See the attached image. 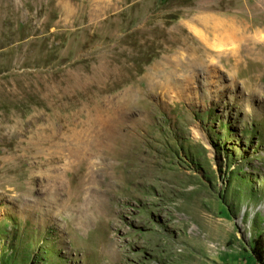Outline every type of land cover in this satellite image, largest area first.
Instances as JSON below:
<instances>
[{"label":"rangeland","instance_id":"374dc122","mask_svg":"<svg viewBox=\"0 0 264 264\" xmlns=\"http://www.w3.org/2000/svg\"><path fill=\"white\" fill-rule=\"evenodd\" d=\"M259 238L264 0H0V264H258Z\"/></svg>","mask_w":264,"mask_h":264},{"label":"trees","instance_id":"16d2710c","mask_svg":"<svg viewBox=\"0 0 264 264\" xmlns=\"http://www.w3.org/2000/svg\"><path fill=\"white\" fill-rule=\"evenodd\" d=\"M253 255L256 263L264 264V238L256 240Z\"/></svg>","mask_w":264,"mask_h":264},{"label":"bare ground","instance_id":"6f19581e","mask_svg":"<svg viewBox=\"0 0 264 264\" xmlns=\"http://www.w3.org/2000/svg\"><path fill=\"white\" fill-rule=\"evenodd\" d=\"M64 147H66V148H68V150L70 151V153H71V156L72 157H79L78 159H80V152L78 151V150H72L71 149V147L70 146H64ZM77 159V158H76ZM66 160V158L65 157H60L59 159H58V161L60 162V161H65ZM41 161H45L44 159H42ZM51 162H52V160H50ZM4 165H6V164H4ZM5 167V166H4ZM4 171V170H3ZM2 172V171H1ZM91 173V172H90ZM81 191V190H80ZM55 193V192H54ZM53 193V196L54 195H56V194H54ZM69 195V194H68ZM77 196V195H76ZM52 197V196H51ZM55 197V196H54ZM53 200V199H52ZM57 200V199H56ZM51 201V200H50ZM59 201V200H58ZM66 202V201H65ZM76 207H79V205L78 206H76ZM76 209V208H75ZM78 209V208H77ZM81 209V208H80Z\"/></svg>","mask_w":264,"mask_h":264}]
</instances>
